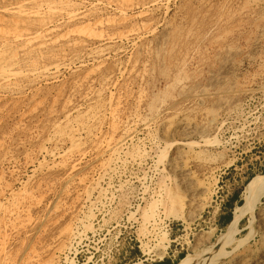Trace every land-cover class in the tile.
Segmentation results:
<instances>
[{
	"label": "rangeland",
	"instance_id": "1",
	"mask_svg": "<svg viewBox=\"0 0 264 264\" xmlns=\"http://www.w3.org/2000/svg\"><path fill=\"white\" fill-rule=\"evenodd\" d=\"M2 59L0 264H177L228 239L264 175V0H0ZM183 119L207 126L194 209L166 168Z\"/></svg>",
	"mask_w": 264,
	"mask_h": 264
},
{
	"label": "bare ground",
	"instance_id": "2",
	"mask_svg": "<svg viewBox=\"0 0 264 264\" xmlns=\"http://www.w3.org/2000/svg\"><path fill=\"white\" fill-rule=\"evenodd\" d=\"M1 62L5 63V61L3 59L0 61V70L1 69L5 70L3 68H5L6 65H3L4 63L1 64ZM8 75H9V73H8ZM12 77H14V76H12ZM148 124H149V122H146L142 126H147ZM204 127H207V126L204 125ZM204 127L202 124H198L192 119H183V120L178 121L177 128L179 129L178 130L179 138L177 141L173 142L174 154L171 158H169L167 160V163H166V168H167L168 172L171 173V175L174 177L178 190L184 194L183 197L185 196L187 198V200L185 198V200L187 202V206L192 208V209L195 208V206L197 205V203L200 199L202 200V196L205 193L209 192V184L207 183V181L205 179L200 180L194 174V172L191 170L190 163L193 161L197 162V163H201V162L207 163V161H209V158L206 156L205 157L202 156L200 152H196V150L193 148L188 151L186 145H187V142L189 139H192L196 135L201 134ZM131 136H133L132 133H128V131H127L122 137L115 140L113 144H110V145L107 144L108 150L114 151V152H116L115 150H117V149L121 150L124 143L127 140H129L131 138ZM116 153H118V152H116ZM126 155H128V154H126ZM207 156H209V155H207ZM209 172H211V171H209ZM208 175H210V174H208ZM159 191H160V189H159ZM172 194L170 193L168 195V194H165L164 192H162V194H161V201L160 202H161V204H162V202L164 204V211H163L164 215L163 216H165V218L172 217V216H175V218H176V216L179 217L176 214V210H178V209L181 210V208H184V205L182 206V204H181L182 198L179 197L182 195L174 196ZM263 198H264V175L253 177L245 186V189L243 192V203H242V205L235 208L233 211L232 220H231V223L229 225V229L231 230V232H230L229 236H227L228 239L224 240L223 238H221V239H219L217 244H215L214 246H212L210 248H209V246H211V242L209 241V239H208V241H206V240L204 241V239H203L204 242L202 244V246H203L202 252L197 256V258L185 257V258L181 259L177 264H195V263H199V262H200L199 264H264V207L261 205ZM159 200H160V197H159ZM183 204H184V202H183ZM156 214H158V213H156ZM246 215H250V217H251L250 223L252 225H254V229L251 230V232H250L249 240L246 243L245 242L243 243L241 241H237L233 237L232 233L235 230H237V226L240 224L241 220ZM149 218H151V217H149ZM149 218L147 219V222H150ZM183 218L185 219L186 222H191V223L194 220V217H192L189 213H188V215H184ZM153 223H155V222H153ZM153 223H151V224H153ZM142 225H144V223ZM145 225H146V223H145ZM151 227H153V226H151ZM151 227H149V229ZM154 227H156V225ZM145 228H146V226H145ZM159 229H161V228L159 227ZM154 231L155 230L153 229V232ZM166 232H163V235L165 238H167ZM218 246H219V248L217 250L216 247H218ZM214 249H216L217 251L216 250L214 251ZM71 264H75V263L71 262Z\"/></svg>",
	"mask_w": 264,
	"mask_h": 264
},
{
	"label": "crops",
	"instance_id": "3",
	"mask_svg": "<svg viewBox=\"0 0 264 264\" xmlns=\"http://www.w3.org/2000/svg\"><path fill=\"white\" fill-rule=\"evenodd\" d=\"M152 264H175V261L169 257H166L164 259H160Z\"/></svg>",
	"mask_w": 264,
	"mask_h": 264
},
{
	"label": "trees",
	"instance_id": "4",
	"mask_svg": "<svg viewBox=\"0 0 264 264\" xmlns=\"http://www.w3.org/2000/svg\"><path fill=\"white\" fill-rule=\"evenodd\" d=\"M227 219H230V216H228Z\"/></svg>",
	"mask_w": 264,
	"mask_h": 264
}]
</instances>
